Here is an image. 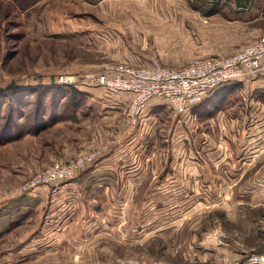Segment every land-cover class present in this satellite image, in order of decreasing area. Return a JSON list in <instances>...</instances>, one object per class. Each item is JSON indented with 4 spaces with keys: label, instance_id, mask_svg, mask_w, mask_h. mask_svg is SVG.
Returning <instances> with one entry per match:
<instances>
[{
    "label": "rangeland",
    "instance_id": "374dc122",
    "mask_svg": "<svg viewBox=\"0 0 264 264\" xmlns=\"http://www.w3.org/2000/svg\"><path fill=\"white\" fill-rule=\"evenodd\" d=\"M263 38L264 0H0V133L17 130L19 121L29 126L42 106L49 119L57 101L47 94L41 105L34 93L39 89L62 86L85 96L75 112L63 110L65 99H57V111L65 119L38 134L0 143V220L20 217L24 225L0 236V251L19 245L16 236L34 226L35 218L45 222L52 195L60 194L51 188L22 191L23 186L51 165L94 155L89 146L95 118L106 111L97 109L95 98L81 87L86 74L107 64L138 67L154 60L168 68L183 67L231 56ZM171 59L179 65L170 66ZM100 89V101L117 96ZM245 176L247 195L227 199L232 212H221V199H210L200 207L196 227L187 223L184 247L176 232L171 244L155 241L146 259L219 264L217 255L264 252V160L248 163Z\"/></svg>",
    "mask_w": 264,
    "mask_h": 264
},
{
    "label": "crops",
    "instance_id": "0c3cea01",
    "mask_svg": "<svg viewBox=\"0 0 264 264\" xmlns=\"http://www.w3.org/2000/svg\"><path fill=\"white\" fill-rule=\"evenodd\" d=\"M100 90L84 89L106 111L95 118L93 164L57 188L63 208L56 207L59 195H52L45 222L35 218L34 226L23 229L14 240L19 248L0 251V264L146 259L155 241L171 244L176 232L184 247L186 226L196 227L200 207L210 199H221L219 210L230 213L227 199L247 195V164L264 160V71L220 85L188 115L156 102L132 118L129 95L100 101ZM19 220H0V236L22 228ZM240 256L227 253L215 261L244 264Z\"/></svg>",
    "mask_w": 264,
    "mask_h": 264
},
{
    "label": "built area",
    "instance_id": "2783aa9c",
    "mask_svg": "<svg viewBox=\"0 0 264 264\" xmlns=\"http://www.w3.org/2000/svg\"><path fill=\"white\" fill-rule=\"evenodd\" d=\"M264 70V38L236 51L228 57H218L202 62H191L183 67L168 68L160 61L138 67L128 64H107L83 77L81 87L102 88L105 94L129 95L127 113L140 117L158 102L177 115H188L193 107L228 82L251 79ZM94 155H79L70 162L54 164L35 174L22 191H40L57 188L76 177L79 170L93 164ZM119 264H164L158 260L129 258ZM244 264H264V252L245 258Z\"/></svg>",
    "mask_w": 264,
    "mask_h": 264
},
{
    "label": "trees",
    "instance_id": "16d2710c",
    "mask_svg": "<svg viewBox=\"0 0 264 264\" xmlns=\"http://www.w3.org/2000/svg\"><path fill=\"white\" fill-rule=\"evenodd\" d=\"M60 88H53V89L51 88L52 90L48 89L49 91H44V92L41 91L42 89H39L36 92H34L36 96H38V100L41 101V105L44 103L45 95L47 94H50L52 98L56 99L57 102L53 105V107L56 106V108L51 110L50 117H48L49 119H46L47 118L45 117L46 112L42 106L41 109L38 108L39 110H37L39 112V116L35 118L36 121L30 123L29 126H27L26 123L24 124V123H21V121H19V123L16 124L17 130L12 131L10 133L1 132L0 133V143L7 142V141H13L16 138L22 137L30 133L38 134L39 132L45 130L47 127L51 126L52 124H55L61 121L62 119H65L63 118L64 117L63 113H60L57 111L59 108L58 104H60L59 101L57 100L59 98L60 99L63 98L66 101L64 103L63 110L71 109L72 112H75L77 108L79 107L81 100H83L85 96L82 95V93L78 91L77 89L76 90L73 88L69 89L68 87H62V86ZM23 97H24L23 100L27 98L26 96H23ZM10 102H11L10 105L13 106L14 100ZM15 108H16V105H15ZM10 113L13 114L11 109H10ZM24 116L25 115L22 114L20 118L23 120Z\"/></svg>",
    "mask_w": 264,
    "mask_h": 264
}]
</instances>
